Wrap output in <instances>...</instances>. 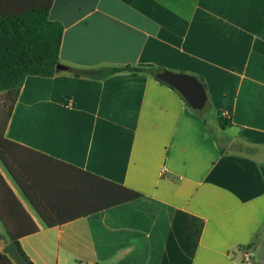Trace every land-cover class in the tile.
I'll list each match as a JSON object with an SVG mask.
<instances>
[{"label": "crops", "instance_id": "crops-1", "mask_svg": "<svg viewBox=\"0 0 264 264\" xmlns=\"http://www.w3.org/2000/svg\"><path fill=\"white\" fill-rule=\"evenodd\" d=\"M49 18L64 66L202 77L217 126L150 75L26 77L0 158V264H15L8 230L35 227L20 240L34 264H263L264 0H54ZM109 183L143 197L103 209Z\"/></svg>", "mask_w": 264, "mask_h": 264}, {"label": "trees", "instance_id": "trees-1", "mask_svg": "<svg viewBox=\"0 0 264 264\" xmlns=\"http://www.w3.org/2000/svg\"><path fill=\"white\" fill-rule=\"evenodd\" d=\"M54 0H0V91L6 92L2 107L5 110L4 118H0V158L7 164L9 145L13 142L6 138L14 105L18 99L23 83L28 76L54 77L60 73L68 72L77 78L104 80L113 75L130 73L133 75H150L156 77L159 67L153 65L103 67L99 69H76L66 66L60 70V49L62 44L63 26L50 20L49 13ZM207 91L208 101L202 111H195L205 124L208 121L205 112L212 113L208 87L202 77L196 76ZM169 86L178 94L174 87ZM181 96V94H180ZM230 118L217 112L218 127L225 129L232 125V110L229 109ZM218 143L223 147L225 138H218L217 133L211 130ZM111 191L103 209L116 207L143 197L134 190L109 183ZM31 221V218L27 216ZM12 241L16 242L23 256L29 264H34L21 248L20 240L38 233L37 227L28 230H8ZM7 257V256H5ZM4 258V256H3Z\"/></svg>", "mask_w": 264, "mask_h": 264}, {"label": "water", "instance_id": "water-1", "mask_svg": "<svg viewBox=\"0 0 264 264\" xmlns=\"http://www.w3.org/2000/svg\"><path fill=\"white\" fill-rule=\"evenodd\" d=\"M59 69L66 70L67 68L64 65H60ZM156 77L174 87L193 110L202 111L206 107L208 101L207 91L196 76L167 69H159L156 72ZM4 253L15 264H29L14 241L6 247ZM261 261L264 264V241L261 246Z\"/></svg>", "mask_w": 264, "mask_h": 264}, {"label": "rangeland", "instance_id": "rangeland-1", "mask_svg": "<svg viewBox=\"0 0 264 264\" xmlns=\"http://www.w3.org/2000/svg\"><path fill=\"white\" fill-rule=\"evenodd\" d=\"M6 97V92L5 91H0V118L2 117V118H4V113H5V110H4V108L2 107V104H3V102H4V98ZM205 117H206V119H207V121H208V123L210 124V125H212V126H214V127H216L217 125H216V122H215V118H214V116H213V114L211 113V112H209V111H206L205 112ZM221 133V131L219 132V130H218V132H217V137L218 138H220L222 135L220 134ZM253 263H254V260L252 261ZM257 262H258V260H257Z\"/></svg>", "mask_w": 264, "mask_h": 264}, {"label": "built area", "instance_id": "built-area-1", "mask_svg": "<svg viewBox=\"0 0 264 264\" xmlns=\"http://www.w3.org/2000/svg\"><path fill=\"white\" fill-rule=\"evenodd\" d=\"M223 115L226 116V117H229L230 113L228 111H224ZM250 261H251L250 255L248 254V250H246L245 251V262L246 263H250Z\"/></svg>", "mask_w": 264, "mask_h": 264}]
</instances>
